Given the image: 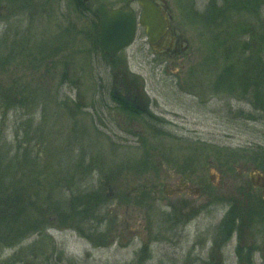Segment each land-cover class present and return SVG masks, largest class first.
I'll return each instance as SVG.
<instances>
[{
    "label": "rangeland",
    "instance_id": "obj_1",
    "mask_svg": "<svg viewBox=\"0 0 264 264\" xmlns=\"http://www.w3.org/2000/svg\"><path fill=\"white\" fill-rule=\"evenodd\" d=\"M166 1L185 51L158 56L139 25L111 59L74 0H0V194L17 201L0 264H264V200L250 185L264 174V112L217 84L226 44L246 42L225 28L241 18L219 33L204 21L212 0ZM182 179L200 193L167 198ZM89 193L95 210L75 201Z\"/></svg>",
    "mask_w": 264,
    "mask_h": 264
},
{
    "label": "trees",
    "instance_id": "obj_2",
    "mask_svg": "<svg viewBox=\"0 0 264 264\" xmlns=\"http://www.w3.org/2000/svg\"><path fill=\"white\" fill-rule=\"evenodd\" d=\"M74 2L81 6L82 0H74ZM220 2V3H219ZM211 9L204 14V21L211 27V29L219 30V33H225L223 26L228 24L230 19L229 16H235L239 14L241 18L240 23L235 26H229L225 28L230 35H234V40L240 38L241 40L246 39V42L232 43L228 42L226 45V62L228 67L220 74L218 77L217 84L225 85L229 87V83H233L235 86H240L246 94H249L254 100H257L253 106L256 111L264 112V59L255 58L253 55V49L255 43H257L256 48L258 51L264 48V0H212ZM250 19V23H245L246 16ZM94 20V19H93ZM95 30H96V46L100 49L99 38H98V26L96 20ZM254 24V25H253ZM232 29V31L230 30ZM233 40V41H234ZM240 50V51H239ZM110 58V57H109ZM113 59V58H111ZM237 64L245 65L246 71L238 69ZM111 99L123 107L125 110H129L132 114H139L137 110L128 108L126 102L122 101L119 97H116L114 93L109 92ZM257 106L259 108H257ZM127 108V109H126ZM6 194H0V212H3L0 216V225L3 224V219L7 217V211L17 203L11 194L9 196H2ZM100 195L89 193L87 196H82L79 198H72L73 201H77L83 206L92 207L94 210L95 206L99 205L101 198ZM80 200H82L80 202ZM96 204V205H95ZM17 205V204H16ZM68 211V210H67ZM70 212V211H69ZM73 212L68 213L67 218H71ZM13 218V217H12ZM9 222L10 218H7ZM10 227L11 225H4ZM15 232V225L11 229H4L1 231L0 236H5V234H13Z\"/></svg>",
    "mask_w": 264,
    "mask_h": 264
},
{
    "label": "water",
    "instance_id": "obj_3",
    "mask_svg": "<svg viewBox=\"0 0 264 264\" xmlns=\"http://www.w3.org/2000/svg\"><path fill=\"white\" fill-rule=\"evenodd\" d=\"M134 1L142 9L139 19L132 9V1L121 9L109 10L103 3L97 4L93 9L94 15L100 20V47L109 57L118 56L133 44L138 25L145 28L150 45H155L166 33L168 21L163 19L156 5L151 0ZM162 3L167 6L166 0H162ZM251 183L254 187L264 189V175L253 171Z\"/></svg>",
    "mask_w": 264,
    "mask_h": 264
},
{
    "label": "flooded vegetation",
    "instance_id": "obj_4",
    "mask_svg": "<svg viewBox=\"0 0 264 264\" xmlns=\"http://www.w3.org/2000/svg\"><path fill=\"white\" fill-rule=\"evenodd\" d=\"M129 1H132L131 6H133V4L136 3V2H134V0H128V1H126V3L123 6L118 7V8L111 7L109 4H105V3L104 4L106 5V7L109 10H116V9H121V8L125 7ZM151 1L159 8L163 17L168 21L166 33L160 38V40L155 45H150L151 49L158 56H169V57L172 56L170 58H173V56L180 55L182 52L185 51V48H184L185 47V41L183 40V38L181 36L177 35L175 30L172 29L171 18L168 14L167 6H163L162 0H151ZM100 3H103V2H101L99 0H96V1L95 0H86V1L82 0L81 6H80L81 10L85 11L86 14L92 16L96 20L98 30H99V33H98L99 39H100V21L94 15L93 9L97 4H100ZM120 99L127 103L128 108H131L133 110H137V112L139 114H134V115H141L142 116L143 111H142L141 105H137V104L134 105V101L131 100V98L128 99L126 97L125 98L121 97ZM116 106L118 108H121L120 110H122V112H127L130 114V111L127 108H126L127 110H125V109H123L122 106H120L117 103H116ZM145 116L147 118L150 117L149 113L148 114L145 113ZM251 173H250V177H251ZM250 183H251V178H250ZM250 185H251L252 189H254V191L259 190L261 192V194H260L261 198L264 200V197H263L264 189L254 187L252 185V183ZM246 187H248V190H250L248 185H246ZM165 192H166L167 198L172 199V198H174V196H181L183 194H191L194 192L198 194V193H200V190H199V188L193 187L186 179H182L181 185H175L174 187L167 186V190H165Z\"/></svg>",
    "mask_w": 264,
    "mask_h": 264
},
{
    "label": "bare ground",
    "instance_id": "obj_5",
    "mask_svg": "<svg viewBox=\"0 0 264 264\" xmlns=\"http://www.w3.org/2000/svg\"><path fill=\"white\" fill-rule=\"evenodd\" d=\"M157 7V6H156ZM157 9L159 10V8L157 7ZM163 19H165V18H163ZM165 21H167L166 19H165ZM145 33H146V31H145ZM148 38V37H147ZM148 42H149V40H148ZM150 44V43H149ZM112 92L114 93V95L116 96V97H119V98H125L122 94H119L118 92H115L114 91V88L112 89ZM130 113H132V112H130Z\"/></svg>",
    "mask_w": 264,
    "mask_h": 264
}]
</instances>
